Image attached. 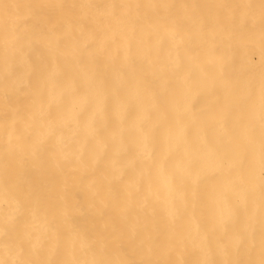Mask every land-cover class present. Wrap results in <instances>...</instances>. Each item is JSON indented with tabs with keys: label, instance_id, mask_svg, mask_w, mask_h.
I'll return each mask as SVG.
<instances>
[{
	"label": "bare ground",
	"instance_id": "6f19581e",
	"mask_svg": "<svg viewBox=\"0 0 264 264\" xmlns=\"http://www.w3.org/2000/svg\"><path fill=\"white\" fill-rule=\"evenodd\" d=\"M0 264H264V0H0Z\"/></svg>",
	"mask_w": 264,
	"mask_h": 264
}]
</instances>
